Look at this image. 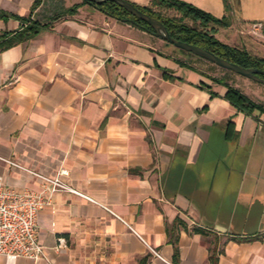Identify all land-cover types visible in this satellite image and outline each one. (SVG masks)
<instances>
[{
  "label": "crops",
  "instance_id": "crops-1",
  "mask_svg": "<svg viewBox=\"0 0 264 264\" xmlns=\"http://www.w3.org/2000/svg\"><path fill=\"white\" fill-rule=\"evenodd\" d=\"M36 1L0 0V42L21 17L44 24L0 47V175L38 188L7 160L49 175L63 166L100 204L57 193L37 219L49 261L0 264H264V113L237 108L228 83L143 26L91 3L46 15ZM185 1L228 14L229 27L264 19V0Z\"/></svg>",
  "mask_w": 264,
  "mask_h": 264
},
{
  "label": "trees",
  "instance_id": "trees-1",
  "mask_svg": "<svg viewBox=\"0 0 264 264\" xmlns=\"http://www.w3.org/2000/svg\"><path fill=\"white\" fill-rule=\"evenodd\" d=\"M40 1L41 0H37L33 4L32 9H34ZM224 1L227 10H230V0ZM153 2L161 4L162 6H165L167 8L175 9L176 11L181 13V16L162 15L160 13H157L150 6H143L136 2L134 3L147 13L162 20L167 25L170 33L174 37L204 46L210 50H213L220 56L243 64L245 66H255L264 69V56L253 54L245 46L230 44L216 36L215 30H217L218 27L230 25L231 22L228 14L223 17H217L207 10L185 0H153ZM82 3H91L109 15L132 21L152 31V26L150 24H148L145 20L138 18L130 11H128L124 6H121L115 1L105 0L96 4L88 0H83ZM82 3H76L75 6H79ZM75 9V7H70L68 10L72 12L75 11ZM185 17H189L195 21H200L201 26L187 23L186 21H184ZM21 19L24 20L26 24L21 29L13 33L12 36L6 38V40L1 41L0 47H3L8 43L33 36L44 25L38 21H31L30 15L27 17H21ZM210 23L212 24L209 25ZM188 52L193 53L192 51ZM202 83L203 85L211 89V86L208 83ZM211 92L212 94H215V91L211 90ZM226 97L233 105L243 111L252 113L254 110H258L259 112L264 113L263 103L255 101L240 88L232 84H228Z\"/></svg>",
  "mask_w": 264,
  "mask_h": 264
},
{
  "label": "built area",
  "instance_id": "built-area-1",
  "mask_svg": "<svg viewBox=\"0 0 264 264\" xmlns=\"http://www.w3.org/2000/svg\"><path fill=\"white\" fill-rule=\"evenodd\" d=\"M239 31L243 35L264 41V19L241 25ZM7 162L37 177L40 182L38 188L19 189L5 185L3 176L0 175V255L49 261L48 247L38 235L39 211L51 204L57 193L75 194L91 202L100 203L66 180L70 175V170L66 167L61 166L57 173L49 175L16 161ZM65 245V239L60 238L54 249L60 251ZM153 251L161 257L159 252L154 249Z\"/></svg>",
  "mask_w": 264,
  "mask_h": 264
},
{
  "label": "rangeland",
  "instance_id": "rangeland-1",
  "mask_svg": "<svg viewBox=\"0 0 264 264\" xmlns=\"http://www.w3.org/2000/svg\"><path fill=\"white\" fill-rule=\"evenodd\" d=\"M83 0H46L45 2V14L46 15H63V14H73L78 11L79 6H75L76 3H82ZM83 4V3H82ZM143 6H150L157 13L162 15H177L181 16V13L172 8H167L162 6L161 4L154 3L153 0H148L145 4H140ZM70 7H75V11L70 12L68 9ZM43 20V19H41ZM184 21L189 24L201 26L200 21H195L189 17H185ZM210 23L209 25H211ZM215 30L216 36L221 38L222 40H227L230 44H236L239 46H245L248 40H253L255 43L260 46L257 50L251 49L252 52L258 53L260 56H264V41L254 38L252 36L243 35L240 33V24H233L228 26H220ZM250 37V38H248ZM160 47L166 49L167 51H171L181 59L185 60L186 63H190L202 70L203 74L206 78L217 79L222 83L232 84L238 88L246 89L251 98L259 103L264 104V83L259 82L255 79L247 77L241 73H238L232 69L223 67L219 64H216L206 58L200 57L195 53L188 52L184 49H181L175 46L173 43L168 42L160 37L157 38ZM247 48V47H246ZM248 49V48H247ZM236 84V85H235ZM241 89V90H242ZM243 91V90H242ZM244 92V91H243Z\"/></svg>",
  "mask_w": 264,
  "mask_h": 264
},
{
  "label": "water",
  "instance_id": "water-1",
  "mask_svg": "<svg viewBox=\"0 0 264 264\" xmlns=\"http://www.w3.org/2000/svg\"><path fill=\"white\" fill-rule=\"evenodd\" d=\"M88 1L94 2L97 4L105 0H88ZM112 1H115L121 6H124L128 11H130L132 14H134L138 18L145 20L148 24L152 26L151 32H153L158 37L168 42L173 43L177 47L183 48L188 51H192L193 53L203 58H206L216 64L232 69L247 77H250L252 79H255L259 82L264 83V69L263 68L255 67V66H245L238 62H235L223 56H220L219 54L215 53L213 50H210L204 46L174 37L170 33L167 25L162 20L147 13L146 11L138 7L132 0H112Z\"/></svg>",
  "mask_w": 264,
  "mask_h": 264
}]
</instances>
